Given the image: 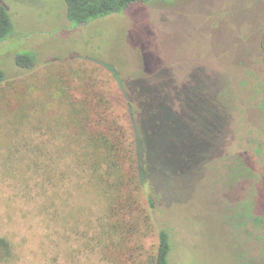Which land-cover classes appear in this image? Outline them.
<instances>
[{
    "label": "rangeland",
    "instance_id": "obj_1",
    "mask_svg": "<svg viewBox=\"0 0 264 264\" xmlns=\"http://www.w3.org/2000/svg\"><path fill=\"white\" fill-rule=\"evenodd\" d=\"M0 2L13 24L0 42L7 74L0 83V235L14 245L0 264H146L161 228L172 233L180 264H241L242 251L264 250V226L228 220L242 201L264 213V0H151L78 25L67 18L66 0ZM17 54H32L34 66L18 65ZM152 78L144 120L152 122L166 100L185 111L187 93L176 83L209 84L226 136L183 200L166 195L169 204L152 209L143 185L123 211L138 230L125 251L105 250L97 245L105 197L72 170L66 134L77 128L54 118L72 116V102H89L98 128L126 145L133 134L126 85ZM24 104L41 111L22 116ZM217 126L211 113L194 125L186 120L182 142L202 157ZM46 163L57 169L54 182L35 168ZM236 170L249 173L236 179Z\"/></svg>",
    "mask_w": 264,
    "mask_h": 264
},
{
    "label": "trees",
    "instance_id": "obj_2",
    "mask_svg": "<svg viewBox=\"0 0 264 264\" xmlns=\"http://www.w3.org/2000/svg\"><path fill=\"white\" fill-rule=\"evenodd\" d=\"M148 1L151 0H66L67 18L73 25H78L110 14L122 13L134 4ZM12 27L11 17L0 2V42L12 33ZM15 61L26 68H31L35 64L32 54H17ZM112 71L118 75L117 71L113 69ZM6 79V72L0 68V83ZM153 80L154 78L136 79L126 85L133 128L132 137L127 138L128 145H124L120 137H116L112 132L107 133L98 128V124L89 114L92 111L89 102H72L71 107L69 105L66 109L72 116L54 118L55 122L60 121V126L77 128L76 132L66 134L68 150L73 160L72 170L75 167L81 176L87 177L86 183L93 185L98 190L97 193L105 197L102 227L97 239V245H101L105 250L125 251L124 243L130 236L132 238L135 235L132 229L138 230L135 225L137 222L128 225L123 211L127 205H132L131 198L137 202V195L141 194L143 185H148L147 199L152 209H156L160 201L169 204L166 202V195L170 196L171 201L183 200L185 195L191 193L204 163L221 150L226 136L225 114L221 111V106L209 84L189 82L179 85L173 79L172 82L177 85L176 89L181 87L186 90L185 111L181 109L179 103H176L177 101L170 103L166 100V103H159L158 115L152 122L151 119L144 120L142 114L146 106L145 101L153 95L151 91ZM131 90H135L138 95L133 97ZM50 107L49 104H45L43 109ZM19 109L22 116L33 111H41L40 106L28 104L21 105L17 110ZM205 113L215 114L219 126L214 136V146L205 150L201 157L194 153L192 147L188 148L181 137L186 120L194 125L196 118ZM50 164L46 163L35 168L38 172H43L49 182H54L57 169ZM248 170L246 173L236 170L234 177L238 174L236 179L244 178L248 175ZM65 172L62 170V174ZM234 210L235 214L228 217L234 227L244 226L249 221L256 227L264 226V213H255L252 201H242L236 204ZM241 254L243 256L241 264H264L263 249H259L258 252L256 247L252 250L249 248ZM13 255L12 241L0 235V262L10 260ZM183 257L184 253L181 254L182 261ZM145 262L146 264H180V258L175 257V243L169 229L159 230L156 250ZM183 264L197 263L193 259Z\"/></svg>",
    "mask_w": 264,
    "mask_h": 264
}]
</instances>
